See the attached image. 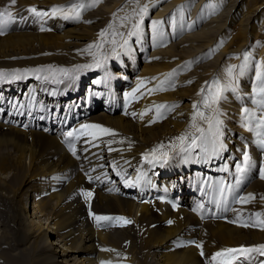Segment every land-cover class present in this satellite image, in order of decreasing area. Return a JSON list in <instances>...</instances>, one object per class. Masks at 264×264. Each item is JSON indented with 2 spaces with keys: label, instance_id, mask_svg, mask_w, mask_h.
<instances>
[{
  "label": "bare ground",
  "instance_id": "6f19581e",
  "mask_svg": "<svg viewBox=\"0 0 264 264\" xmlns=\"http://www.w3.org/2000/svg\"><path fill=\"white\" fill-rule=\"evenodd\" d=\"M70 1L72 0H16L15 5H12L11 0H0V10L8 8L14 15L10 28L7 29L5 25V34L0 35V71L8 73L6 78L1 79V92H5L3 85L8 86L16 82L20 86V80L27 72L34 68L40 70L43 65L77 66L92 64L94 58L101 59L107 55L109 51L107 49L114 45L111 41L117 39L112 34L114 28H117L114 24L128 19L132 9L146 2L144 0H100L96 8H89L85 12L82 22L65 29L63 33L38 31L36 26L38 23L34 21L30 22L26 29H22L21 26L18 28L21 21L16 16L14 7L21 13L25 6L46 9L50 13V9L54 6ZM90 1L75 0V3L89 4ZM172 1L162 6L148 24L141 22L140 28H134L133 31L137 33L134 38L140 37L139 40L143 42H139L140 49L136 48L134 52L133 47L129 49L120 47L123 42L115 44L119 48L118 54H121L122 49L127 52L126 58H122V63L133 74L136 73L135 68L125 62L134 63L138 59V55L135 54L139 50L144 53L151 48V52H148L149 58L142 64L141 74L137 78V80L148 77L157 78L156 86L151 94L140 101L131 103L127 110L128 115L94 111L93 119L116 128L115 135L103 140L104 143L110 142L113 145L109 151L103 152L102 156H106L110 162L118 165L117 173L125 175L131 167H135L136 170L153 168L158 162L146 163L144 156L154 149H161V145L166 148L160 150L157 157H161L163 153H167V156L174 154L169 162L160 166V181L163 183V193H170L180 198L181 194L187 189L191 190L196 182L192 174L188 172L192 166L191 162L189 163L187 157L179 154L185 152L193 158L192 153L201 152L198 147L189 146L193 138L197 139L195 132H200L198 129L207 123L206 119H202L197 126L195 119L191 117V115L196 116L198 110L194 111V109L196 105H200L203 97L202 93H199L202 82L206 84L205 87L209 85L216 87L217 83L214 82H218L221 89L217 104L209 107V111L199 110L204 117L207 115V118L217 119V114L213 112L215 108L220 110L222 112L220 114L232 125L240 127L247 133L254 132L253 135H256L263 128L253 121L252 116L258 112L264 113V104L258 106L250 103L247 118L235 116L238 107L230 88L235 87L237 81L247 75L248 79L251 77L253 79L264 58V55L261 56L258 52L245 53L246 46H249L251 40L257 35L256 23L258 24L264 15V1L261 0L259 3L255 1L253 8H248L250 10L242 14L237 33L231 32L232 24L242 13L243 3L247 0ZM152 2L150 0L148 4L144 3V6L148 7L153 4ZM186 7L192 8L191 19L185 16ZM206 8L221 12L211 18V14L205 11ZM196 9H198L197 22L200 21L204 26L192 33V16L195 15ZM57 21L60 20L54 18L53 21L44 20L43 27L57 30L58 27L54 26ZM153 21L160 23L154 26ZM169 26L171 31L168 29ZM101 29L106 30L103 40L107 38L102 43L101 40L99 41ZM165 30L170 38L172 36L170 40L173 41V38L176 40L168 42ZM187 32L188 35H186ZM147 34L150 38H147ZM122 38L125 40L123 36ZM238 39L241 41L238 42ZM131 40L134 39H127V43ZM96 44H101V49L93 47L90 52L81 51L88 49L89 45ZM211 49L215 51V57L203 63L205 57L213 51ZM254 55L258 57V60L253 57ZM229 57L231 59L227 63ZM254 64L256 66L253 69ZM229 69H231V75H229ZM249 82H242L238 86L249 88L251 85ZM43 83L46 82L43 81ZM43 83L38 85V89L42 91L41 95L47 94ZM118 85L120 88H125L127 94L132 93V88H128L125 80L118 78ZM38 89L31 86V96H34ZM16 90L19 91V87ZM66 92L69 97L64 99L69 101L74 92L70 90ZM252 95L255 103L264 100V96L260 94ZM9 98L8 96L7 100ZM185 98H191L193 104L186 103L180 107ZM164 101H168L173 111L169 115H161L160 112L158 115L155 105ZM133 113L136 115L133 116ZM11 121L10 114L0 113V264H25L23 255H26L27 264H102V262L103 264H218L220 258L213 261L211 257L223 247L264 244V228L251 225L243 227L226 222L219 219L220 212L215 209L210 212L214 219H206L208 214L190 209L191 195L188 194L183 193L182 196V204L187 203L186 206L184 208L176 206L175 209L169 201L160 199L144 200L138 203L123 198L120 194H116V191L121 193L124 189L130 190L132 183L126 184L121 179H115L114 183H120V186L114 189V193L109 192L108 188L111 185L107 188L105 185L100 187V183L97 182V194L92 204L96 212L95 216L122 213L132 218L130 226L112 231L102 229L104 221L97 226L94 221L86 217V202L78 187L90 184L89 180L84 178L85 175L81 176L80 172L77 173L79 185L71 182L62 190H58L57 184H54L47 191L48 196L37 199V195L47 190L43 178L51 176L56 183L59 171L68 172L75 166L79 168L82 161L73 158L64 150L54 134L35 128L26 129L12 124ZM181 134H191L187 146L172 143ZM196 144L198 145L197 140ZM182 147L188 150L181 151ZM97 163L98 160H91V164ZM150 188L155 192L158 191L153 183ZM250 189L258 192L255 197V207L263 206L264 179L255 181ZM28 191L33 192V214L38 220L32 217L24 204ZM245 207L251 209L248 204H245ZM181 214H184V217H181ZM133 216L138 226L135 225ZM168 218L174 219L172 224L165 223ZM203 223L206 226L205 232L201 234L204 255H200L194 246H187V244L185 247L175 246V242L182 237L199 236L193 233L191 225ZM80 226L86 227V232L76 238L73 236V228ZM50 235L60 238L64 246L68 243L70 245L57 246L60 248L57 249L53 245L58 244L51 243ZM133 235L138 243L144 240L146 251L136 254L125 252L126 240L131 241L130 237ZM13 241L17 243L14 244Z\"/></svg>",
  "mask_w": 264,
  "mask_h": 264
},
{
  "label": "snow or ice",
  "instance_id": "6c2138e0",
  "mask_svg": "<svg viewBox=\"0 0 264 264\" xmlns=\"http://www.w3.org/2000/svg\"><path fill=\"white\" fill-rule=\"evenodd\" d=\"M15 3H16V0H11V4L12 5H15ZM98 3H100V0H91V3H89V4L73 3V4L69 5V6H67V10H65V8L62 7V6H54L50 10V12H51L52 16L60 14L62 16V18L65 19V20H67V19L80 20L81 19V10H87L89 8L95 7ZM28 11L34 17L39 18L40 20H43L44 17L49 16V14H50L47 11H39L35 7L29 8ZM146 13H147V6L145 5L143 8L140 9V13L139 14L142 17ZM13 19H14L13 14H12L11 11H9L8 8L0 10V35L5 34V31H4L5 25L7 23L11 22ZM88 22L90 23V21H88ZM159 23H160L159 21H153V25L154 26L159 24ZM133 28L138 29L139 28V24H134ZM41 30H44V29H41ZM105 34H106V30H102L99 33V36L100 37H104ZM135 34H137V33L134 32V31L128 33L129 36H132V35H135ZM111 43L115 45L117 42H116L115 39H113L111 41ZM126 45H127V40H125L124 43L120 45V47H125ZM101 46H102L101 44L89 45L88 49H84V50H81V51L90 52V50L93 47L99 49ZM112 55L113 56L118 55V53L116 52L115 48L113 49ZM245 58L247 59V57H245ZM107 60H108L107 56H103L101 59H95L94 58V62L92 64L77 65L76 69L74 71L78 72V71L83 70V69H88V68H93V67H96V68L103 67L104 63H106ZM59 71H61L65 75H68L70 70H68V69H60ZM229 75H231V69H229ZM257 79L258 80H264V75L258 74L257 75ZM214 83H217L215 92L212 93L209 97H206L204 99L205 107H212L214 104H217L219 99H220L221 89H220V87L218 85V82H214ZM142 86H143V82H141L139 87H142ZM260 91L264 92V87H261ZM161 107H165V106L164 105L157 106V114L158 115H159V108H161ZM213 112L215 113V112H217V110L215 108H213ZM132 115L135 116L136 114L133 113ZM142 115L143 114H141V116ZM196 115H199L202 119H206L207 120V122L209 124V130H212V128L214 126V123L216 125H218L220 123V121L218 119L204 117V114L202 112H197ZM193 118L195 119V116ZM260 126L264 127V119L261 120ZM84 129H99L104 134L115 135L113 130L108 129V128H103L101 125L84 124V125H81L80 129H72V130L68 131L65 134V136L67 138H73L74 140H79L80 136L87 134V133H85L83 131ZM198 131L203 133L204 129L201 128V129H198ZM178 139L181 140V142H183L186 139V137L181 136ZM66 142L69 145V151L72 153L73 156H76V147H75V144L73 143V140H66ZM260 144L262 146H264V139H262L260 141ZM197 146L198 145L196 144V138H193L189 147H197ZM160 147L162 148L163 145H161ZM187 150L188 149H185L183 147L181 148V151H187ZM156 151H157V149H154L152 153L145 154V159H147L149 155H153L154 156ZM166 160H167V153H163L161 157H155V161L156 162H166ZM247 160H248V157L245 156V161L247 162ZM237 171L238 172H243L244 169L238 166ZM260 178L264 179V169H262L260 171ZM125 183L126 184H131L130 181H125ZM221 194H223V188L221 189ZM91 195H92V193H90V192L89 193H85L86 197H91ZM253 198L254 197L251 194H249V196L240 197L239 198V202L246 203V202H249V200H251ZM94 218L97 220V222H99L101 220H113V219H115V220L124 221L125 223H131V221L126 220V218H124V217H115L114 218V217H106V216H95ZM169 223H172V222L169 221ZM242 226L243 227H248L249 224L248 223H244ZM253 226H255V225H253ZM259 226L264 228V223H261ZM196 246L198 248L202 249V244H197ZM253 253H257L260 256H264V244H261V245H258V246H253V247L241 246L239 248H226V249H223L221 251L216 252L211 257V259L213 261H217V259L220 258L218 264H232V261L237 259L238 257H243L246 260H252L253 257H252L251 254H253ZM201 255H203V251H201ZM102 264H103V262H102ZM242 264H243V261H242ZM260 264H264V261H261Z\"/></svg>",
  "mask_w": 264,
  "mask_h": 264
},
{
  "label": "rangeland",
  "instance_id": "374dc122",
  "mask_svg": "<svg viewBox=\"0 0 264 264\" xmlns=\"http://www.w3.org/2000/svg\"><path fill=\"white\" fill-rule=\"evenodd\" d=\"M144 1H146V2H143V3H141V4H139L138 5V7H136L135 9H132L130 12H131V15H130V17L128 18V19H126V20H124V21H122L121 23H115L114 24V26H116L117 28H114V30L112 31V34L115 36V38H117L116 39V42H123L124 43V41L125 40H127V39H134V40H136V39H138L139 40V38H134V37H136V34L135 35H132V36H130V37H128L127 35H128V33H127V31H129V32H133V30H134V28H133V25L134 24H139V25H141V22H144V23H149V21H150V19L155 15V13H157L159 10H160V8L162 7V6H164V5H166V4H168V3H170V2H173L172 0H152L153 2V4L152 5H150V6H148L147 7V13L146 14H144L142 17H141V15L139 14L140 13V9L141 8H143L144 7V3L145 4H148L149 3V1L150 0H144ZM255 1L257 2V3H259L261 0H247V1H245V3H243V8H242V13H240L239 14V16L236 18V21H235V23L234 24H232V28H231V32L232 33H237L238 32V28H239V24H238V22L240 21V19H241V17H242V14L247 10H250V9H252L253 8V6L256 4L255 3ZM264 1V0H263ZM91 2V1H90ZM73 3H75V0H72V1H70V2H67V3H65V4H63V5H60V6H62V7H64L65 8V10H67V6H69V5H71V4H73ZM98 5H96L94 8H96ZM36 8V7H35ZM248 8H250V9H248ZM264 8V7H263ZM37 10H39V11H42V10H40L39 8H36ZM52 9V8H51ZM50 9V10H51ZM187 9H189V10H187ZM211 8L210 9H205V11L207 12V13H210L211 14V18H214L215 16H216V14H218V13H220L221 11H219V10H211ZM48 11V10H47ZM187 11V12H186ZM190 11H192V8L191 7H186L185 8V16L186 17H190L189 19H191V12ZM209 11V12H208ZM215 12V13H214ZM50 14H51V12H50ZM84 14H86L83 10H81V15L83 16L82 17V19L84 20V17H85V15ZM195 15H193L192 16V18H193V25H191V28L193 29H191V31H192V33H194V32H197L200 28H202L203 26H204V24L203 23H201L200 21H198L197 22V20H198V9H196V12L194 13ZM133 15V16H132ZM197 15V16H196ZM58 16L60 17V18H58ZM48 18V19H47ZM53 18L54 19H59L60 21H57V23H56V25H54V26H56V27H58V29L57 30H53L54 28H51V29H49V28H46V26L45 27H43V29L44 30H42V31H47V32H49V33H54V34H57V33H63L64 32V30L65 29H67V28H71V27H73V26H75V25H77L78 23H73V22H71L69 19H67V20H65V19H63L62 18V16L60 15V14H57V15H55V17H50V15L49 16H46L44 19L45 20H49V21H53ZM210 18V19H211ZM196 19V20H195ZM74 21H76L75 19H73ZM152 20V19H151ZM167 21V20H166ZM59 22V23H58ZM61 22V23H60ZM82 22V21H81ZM260 22H261V24H260ZM263 22V23H262ZM21 23V22H20ZM194 24H196V25H194ZM60 25V26H59ZM199 25H200V27H199ZM20 26L22 27V25L21 24H19L18 25V28H20ZM120 27V28H119ZM124 27V28H123ZM141 26H139V28H140ZM194 27V28H193ZM198 27V28H197ZM258 27V30L256 31L257 32V35H255V37L251 40V44L249 45V46H246L247 47V51L245 50V53L246 52H249V51H251L252 53H259V54H261V56H263L264 55V15L262 16V19H260V21L258 22V24L256 23V28ZM47 29V30H46ZM170 29V28H169ZM195 29V30H194ZM102 30V29H101ZM118 30H119V32H118ZM123 30V31H122ZM27 31V30H26ZM60 31V32H59ZM125 31V32H124ZM120 33V34H119ZM191 33V34H192ZM116 34H117V37H116ZM121 34H123V35H121ZM189 33L187 32V34L186 35H188ZM120 35V36H119ZM169 35V34H168ZM122 36L125 38V40L122 38ZM147 36V38H150V36L147 34L146 35ZM142 37V36H141ZM165 37H166V39H168L169 41L168 42H172V40H170L171 38H170V35H169V37H167L166 35H165ZM222 37V36H221ZM121 38H122V40H121ZM223 38V37H222ZM118 39H120V40H118ZM101 40V41H100ZM105 40H107V38L105 37L104 38V40H103V37H99V41L102 43L103 41H105ZM133 40V41H134ZM175 40H176V38H175ZM174 40V41H175ZM148 41V40H147ZM241 41V39L239 40L238 39V42H240ZM167 42V43H168ZM134 45V44H133ZM131 46V47H133L134 48V52H136V48H138V49H140V44L138 43L137 45H136V47H135V45L134 46ZM115 45H113L110 49H107V51L105 50V52H107V54L108 53H112L113 52V49L112 48H115V50H116V52H118L119 51V48H118V46H115ZM130 47V48H131ZM263 48V49H262ZM129 49V48H128ZM148 50V52L150 53L151 52V48H149V49H147ZM213 49H211V51H212ZM214 52V53H213ZM149 53L147 54V55H149ZM215 51L213 50L212 52H210V54L207 56V57H205V62H203V63H207L209 60H211V58H213V57H215ZM253 55V54H252ZM251 55V56H252ZM210 56V57H209ZM209 57V58H208ZM143 58H145V56H143ZM208 58V59H207ZM100 59V58H99ZM230 59H231V57H229V58H227V63L230 61ZM144 62H145V60H144ZM143 62V63H144ZM261 62L262 63H260V68H262V66L264 65V58L261 60ZM142 63V64H143ZM261 64H262V66H261ZM255 64L252 66V68L254 69L255 68ZM259 68V69H260ZM136 70V69H135ZM247 77V78H246ZM245 78H243L242 80H241V83L240 84H242V82L243 83H248L249 81V84H251V82H252V77L250 78V79H248V75L246 76ZM249 80V81H248ZM206 85V84H205ZM205 85L203 84V82L200 84V87H199V93L201 94V96H203L202 98H201V101H200V105L202 106V108L203 109H205L206 111H209L210 110V108L209 107H205V105H204V99L206 98V97H209L212 93H214L215 92V89H216V87L215 86H211V85H209V86H206L205 87ZM241 88H242V86H240ZM243 89H245L246 91H249L250 89H251V85H249V88L247 87V88H243ZM204 90V91H203ZM206 92V93H205ZM191 99V98H190ZM189 98H185V101L183 102V104H182V106H181V104L180 103H178V104H180V107H183L186 103H189V105L190 104H193V101L192 100H190ZM203 99V100H202ZM177 105V104H176ZM196 108V107H195ZM194 111H196V109H194ZM202 111V110H201ZM197 112H200L199 110L197 111ZM191 117L193 118V116L191 115ZM194 122H196V125L198 126L201 122H202V118L199 116V115H196L195 116V120H194ZM39 130H41V129H39ZM172 146H174V145H172ZM178 153V152H177ZM176 153V154H177ZM184 153V154H183ZM182 154H179L180 156H184V157H187V159H188V162L190 163L191 161H190V156L189 155H186V153L185 152H183ZM172 156H174V154L172 155ZM77 166H75V168H76ZM31 188V187H30ZM31 190H32V188H31ZM262 200L264 201V196L262 197ZM24 204L27 206V209H28V212L32 215V217L35 219V220H38L36 217H34V214H33V192L32 191H28V193H26V195H25V198H24ZM186 204L187 203H184V205L183 206H186ZM82 214H84V212L82 213ZM85 214H86V212H85ZM181 217H184V214H181L180 215ZM152 220V219H151ZM43 222H46V220H43ZM84 226V225H83ZM83 226H80V227H75V228H73V232H74V235L73 236H75L76 238H78L82 233H84V232H86V227H83ZM45 227L47 228L48 226H47V224L45 225ZM127 237V236H126ZM126 237H124V239H126ZM128 238V237H127ZM131 238V241H130V239H127L126 240V243H127V245H126V250H125V252H130V254H136V253H138V252H142L143 250H145L146 251V247H145V245H144V240L142 239V241H141V243H138L136 240H135V236L133 235V236H131L130 237ZM134 240H133V239ZM49 239H50V241H51V243H55V244H58V245H53L54 247H56L57 249H60V248H58L57 246H62V247H67V246H69L70 245V243H68V244H66L65 246L62 244V242H61V240H60V238H56V236L55 235H50V237H49ZM13 243L15 244V243H17V242H14L13 241ZM133 243V244H132ZM20 244V246L22 247V244L21 243H19ZM129 246V247H128ZM129 249V250H128ZM23 260H24V263L25 264H27L26 263V255H23Z\"/></svg>",
  "mask_w": 264,
  "mask_h": 264
}]
</instances>
